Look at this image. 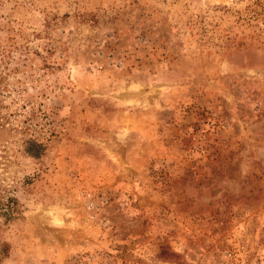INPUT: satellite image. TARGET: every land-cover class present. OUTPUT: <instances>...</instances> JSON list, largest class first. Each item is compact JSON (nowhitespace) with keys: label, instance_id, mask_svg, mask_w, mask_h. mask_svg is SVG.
Returning a JSON list of instances; mask_svg holds the SVG:
<instances>
[{"label":"rangeland","instance_id":"rangeland-1","mask_svg":"<svg viewBox=\"0 0 264 264\" xmlns=\"http://www.w3.org/2000/svg\"><path fill=\"white\" fill-rule=\"evenodd\" d=\"M3 46L0 264H264V0H0Z\"/></svg>","mask_w":264,"mask_h":264},{"label":"trees","instance_id":"trees-1","mask_svg":"<svg viewBox=\"0 0 264 264\" xmlns=\"http://www.w3.org/2000/svg\"><path fill=\"white\" fill-rule=\"evenodd\" d=\"M2 48H4L5 51H0V144L5 149L7 148L6 146L7 144H13L14 141L18 140L16 138L4 139L2 137L4 131L8 129H13V125H14V123H12L10 114L5 113L4 110L2 109L4 107L2 105L3 103L2 97L3 96H14V94H12V91H16L17 89L13 88L14 83L9 82V75H15L16 73L15 71H17V69L6 72L2 68V66H4L5 63L8 61V56L6 54L7 48L4 46ZM19 129L22 132L31 131L30 127H25L23 124L19 126ZM13 132H16V131L14 130ZM16 205H17V201L15 198H12V197L4 198L3 196L0 197V215L4 216L5 217L4 219L6 221L14 220L16 218V214H15ZM0 248H1L0 254L9 252V246L7 243H3L0 246Z\"/></svg>","mask_w":264,"mask_h":264}]
</instances>
